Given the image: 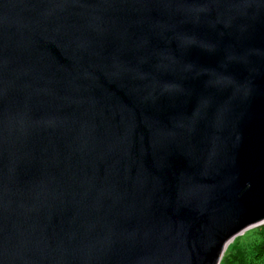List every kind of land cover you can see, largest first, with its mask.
<instances>
[{"label": "water", "instance_id": "95a60500", "mask_svg": "<svg viewBox=\"0 0 264 264\" xmlns=\"http://www.w3.org/2000/svg\"><path fill=\"white\" fill-rule=\"evenodd\" d=\"M264 225V0H0V264H220Z\"/></svg>", "mask_w": 264, "mask_h": 264}, {"label": "trees", "instance_id": "16d2710c", "mask_svg": "<svg viewBox=\"0 0 264 264\" xmlns=\"http://www.w3.org/2000/svg\"><path fill=\"white\" fill-rule=\"evenodd\" d=\"M231 264H264V226L239 236L229 250Z\"/></svg>", "mask_w": 264, "mask_h": 264}, {"label": "rangeland", "instance_id": "374dc122", "mask_svg": "<svg viewBox=\"0 0 264 264\" xmlns=\"http://www.w3.org/2000/svg\"><path fill=\"white\" fill-rule=\"evenodd\" d=\"M262 226H264V225H262ZM259 227H261V226H259ZM258 228V227H257ZM246 232H248V231H246ZM245 232V233H246ZM244 233V234H245ZM244 234H242V235H244ZM242 235H240V236H242ZM239 237V236H238ZM238 237H236L232 242H231V244H229V246L227 247V249H226V251L224 252V255H223V257H222V260H221V262H220V264H231L232 262H228V259H229V257H230V255H229V250H230V248H231V246L233 245V243L235 242V240L238 238Z\"/></svg>", "mask_w": 264, "mask_h": 264}]
</instances>
